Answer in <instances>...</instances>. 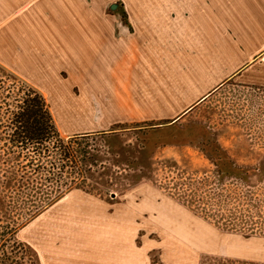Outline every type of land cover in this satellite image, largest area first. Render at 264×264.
I'll list each match as a JSON object with an SVG mask.
<instances>
[{"label":"rangeland","instance_id":"374dc122","mask_svg":"<svg viewBox=\"0 0 264 264\" xmlns=\"http://www.w3.org/2000/svg\"><path fill=\"white\" fill-rule=\"evenodd\" d=\"M30 86L0 61V110ZM40 92L76 165L33 170L0 129L1 259L24 264L21 241L35 264H264L263 85L230 80L169 123H110L107 88L104 115L92 91Z\"/></svg>","mask_w":264,"mask_h":264},{"label":"crops","instance_id":"0c3cea01","mask_svg":"<svg viewBox=\"0 0 264 264\" xmlns=\"http://www.w3.org/2000/svg\"><path fill=\"white\" fill-rule=\"evenodd\" d=\"M112 4L0 0V61L39 91L94 92L102 115L107 88L112 124L178 120L233 79L264 86V0H124L126 20Z\"/></svg>","mask_w":264,"mask_h":264},{"label":"trees","instance_id":"16d2710c","mask_svg":"<svg viewBox=\"0 0 264 264\" xmlns=\"http://www.w3.org/2000/svg\"><path fill=\"white\" fill-rule=\"evenodd\" d=\"M21 93L15 98L14 108L4 99L5 107L0 110V129L5 135L3 143L5 156L16 157L15 153L17 152V156H24L27 165H35L33 170L47 169L44 161L51 155L58 157L60 166H56L54 161H50V169H59V172H64L69 163L75 166L76 157L71 141L67 142L61 137L44 95L31 86L21 88ZM23 152L24 155H22ZM219 171L221 175L226 173L221 169ZM49 174L45 178L47 181L61 180L54 175V172L51 171ZM14 247L15 250L20 251V263L35 264L34 258L28 255V250L23 242L15 241ZM4 255L6 257L0 258V264H8L11 258L7 252ZM14 264L17 262L15 261Z\"/></svg>","mask_w":264,"mask_h":264},{"label":"water","instance_id":"95a60500","mask_svg":"<svg viewBox=\"0 0 264 264\" xmlns=\"http://www.w3.org/2000/svg\"><path fill=\"white\" fill-rule=\"evenodd\" d=\"M117 6H118V4L117 3H114V4H112L111 8L112 9H115Z\"/></svg>","mask_w":264,"mask_h":264}]
</instances>
